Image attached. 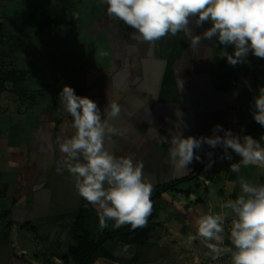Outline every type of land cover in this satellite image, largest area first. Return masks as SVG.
Listing matches in <instances>:
<instances>
[{
    "label": "crops",
    "instance_id": "0c3cea01",
    "mask_svg": "<svg viewBox=\"0 0 264 264\" xmlns=\"http://www.w3.org/2000/svg\"><path fill=\"white\" fill-rule=\"evenodd\" d=\"M99 13L97 30L72 28H81L83 35L98 32L93 43L86 46L71 36L70 41L63 39L61 55L45 63L56 67L35 74L41 86L35 85L34 92L23 98L6 101L9 105L0 104V264H72L62 258L75 245L83 203L99 225L95 206L79 195L61 160L57 140L75 132L72 117L59 99L64 85L95 101L103 118H107L103 112L109 101L121 105V115L109 121L115 132L106 135L104 147L117 157L131 156L134 163L143 162V177L153 185L151 198L163 185L195 177L178 187L182 192L190 190L189 198L182 193L163 195L143 247L109 239L103 247L120 262L99 257L92 264H137L142 250L155 245L166 248L168 256L174 255L173 264L212 259L202 240L193 241L190 247L186 243L188 235L196 232V220L210 210L222 211L224 202L235 199L240 193V177L264 184V165L241 164L239 173L232 172L230 165L240 164V157L229 149L231 160L222 159V147L204 144L196 150L201 161L194 159L188 169H177L169 157V141L176 132L184 137H209L221 125L235 135H251L264 147V127L252 115L257 96L255 71L251 73L253 87L246 88L250 68L243 63L229 65L215 38H202L200 47H191V35L210 27L207 22L197 27L195 17L186 32L148 42L134 38L136 30L110 18L107 10ZM56 43L53 48L59 45ZM227 51L231 54L232 46ZM210 159L214 163L206 168ZM191 200L198 201L185 211L183 207ZM231 219L229 216L225 222V232L230 231ZM113 223L108 221V228L100 230L113 229ZM220 258L207 264H231L229 256Z\"/></svg>",
    "mask_w": 264,
    "mask_h": 264
},
{
    "label": "clouds",
    "instance_id": "9594fccd",
    "mask_svg": "<svg viewBox=\"0 0 264 264\" xmlns=\"http://www.w3.org/2000/svg\"><path fill=\"white\" fill-rule=\"evenodd\" d=\"M107 5V15L123 21L136 30L134 38L154 42L167 35L186 32L191 18L201 27L209 23L199 35H191V47L198 48L201 40H213L223 46L221 57L231 66L246 62L249 53L264 58V0H102ZM190 31V30H188ZM139 34L138 36L136 34ZM232 46L231 54L227 48ZM60 103L72 117L75 130L70 138L57 140L61 160L74 179L79 195L95 206L99 228L113 229L131 225L133 229L147 225L153 211L151 195L153 185L143 177V162L134 163L131 156L117 157L105 149V137L115 132L109 123L121 115L122 107L109 101L103 118L97 103L86 96L76 95L74 89L64 85L59 93ZM252 115L264 127V87L254 98ZM222 132L223 135L217 133ZM264 139V137H262ZM168 149L173 166L188 169L193 160L201 161L196 150L207 144L223 148L222 159L231 160L234 152L240 164L232 163L230 170L240 172V165H264V147L251 135L243 137L216 125L212 136L184 137L176 132L171 136ZM207 155L211 158L212 153ZM214 163L209 160L205 166ZM61 169H58L60 171ZM240 193L221 205L222 211L199 216L195 234L186 240H202L213 259L229 256L231 264H264V184H253L239 178ZM228 210V211H225ZM231 219L228 235L231 246L223 244L225 222ZM127 245L124 250H127Z\"/></svg>",
    "mask_w": 264,
    "mask_h": 264
},
{
    "label": "rangeland",
    "instance_id": "374dc122",
    "mask_svg": "<svg viewBox=\"0 0 264 264\" xmlns=\"http://www.w3.org/2000/svg\"><path fill=\"white\" fill-rule=\"evenodd\" d=\"M106 10L107 5L102 0H0V64L12 62L18 71L27 72L17 84L7 81L2 85L0 82V95L4 93V97L0 96V104L9 105L6 101L13 100L15 96L23 98L34 92L35 85L41 86L35 74L43 75L48 66L56 67L55 64L45 63L47 59L61 55L63 39L70 41L72 38L68 37L71 36L86 46L93 43L98 32L83 35L79 30L84 27L97 30L96 22L101 20L97 14L101 12L103 15ZM76 26L81 28L73 30ZM57 41L59 45L53 48L52 43L57 44ZM243 65L250 68V73L245 77V87H253L254 76L251 73L255 71L257 84L254 91L258 95L259 89L264 87V58L249 53ZM3 101L6 103L3 104ZM25 101L28 103V98H24ZM136 252L140 253V250L136 249ZM174 259L173 254L167 255L153 264H173ZM200 259L194 264H207L221 258Z\"/></svg>",
    "mask_w": 264,
    "mask_h": 264
},
{
    "label": "trees",
    "instance_id": "16d2710c",
    "mask_svg": "<svg viewBox=\"0 0 264 264\" xmlns=\"http://www.w3.org/2000/svg\"><path fill=\"white\" fill-rule=\"evenodd\" d=\"M26 73L27 72L23 70L18 71L12 62L6 63L4 61L0 64V82L2 85L7 81L12 82L13 84L19 83ZM194 178L195 177L191 176L190 178L181 179L175 184L163 185L151 198L154 205L153 211L148 217L147 225L142 228L133 229L131 225H127L119 229H111L106 232L101 231L97 221L90 215L87 204L83 203L79 210L78 220L75 227V245L69 248L68 254L62 258L63 261L65 263L72 262V264H92L97 258L105 257L120 262L119 259H115L104 249L103 243L109 239L117 238L122 244H137L143 247L146 244L148 234L154 225L151 219L161 210V199H163V195L167 193H173L174 195L182 193L189 198L191 191L184 190L182 192L178 187L179 185L181 186L184 183H188V181L193 180ZM194 188L197 189L198 186L195 185ZM197 201L198 200L188 201L183 209L188 211L191 205ZM228 235L229 232H225L224 244L231 246Z\"/></svg>",
    "mask_w": 264,
    "mask_h": 264
},
{
    "label": "water",
    "instance_id": "95a60500",
    "mask_svg": "<svg viewBox=\"0 0 264 264\" xmlns=\"http://www.w3.org/2000/svg\"><path fill=\"white\" fill-rule=\"evenodd\" d=\"M167 255V250L161 246H152L145 248L141 252L139 262L137 264H149Z\"/></svg>",
    "mask_w": 264,
    "mask_h": 264
}]
</instances>
